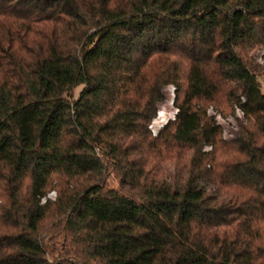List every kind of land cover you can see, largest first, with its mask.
Returning <instances> with one entry per match:
<instances>
[{
    "label": "trees",
    "instance_id": "16d2710c",
    "mask_svg": "<svg viewBox=\"0 0 264 264\" xmlns=\"http://www.w3.org/2000/svg\"><path fill=\"white\" fill-rule=\"evenodd\" d=\"M257 47L264 0H0V264H264Z\"/></svg>",
    "mask_w": 264,
    "mask_h": 264
},
{
    "label": "rangeland",
    "instance_id": "374dc122",
    "mask_svg": "<svg viewBox=\"0 0 264 264\" xmlns=\"http://www.w3.org/2000/svg\"><path fill=\"white\" fill-rule=\"evenodd\" d=\"M249 56H252L254 64L258 67L259 71L261 72V76L259 79L262 90L264 91V47H257L254 50L249 51ZM163 93L165 99L162 102L158 103V113L161 111V116H159L157 113V117L153 120L150 126L153 135L157 134L158 130L168 120L173 119L177 111L173 105L174 86H165V88L163 89ZM210 113L216 116L217 122L221 125L223 129V137L225 139L234 138L237 135L239 124L244 121L241 111L237 108L235 109L234 114H228V116L226 117L217 114L212 109H210ZM55 196V191H51L48 193V197L50 199H53Z\"/></svg>",
    "mask_w": 264,
    "mask_h": 264
},
{
    "label": "bare ground",
    "instance_id": "6f19581e",
    "mask_svg": "<svg viewBox=\"0 0 264 264\" xmlns=\"http://www.w3.org/2000/svg\"><path fill=\"white\" fill-rule=\"evenodd\" d=\"M169 100H170V99H169ZM169 103H170V101H169ZM161 113H162V112L160 111V112L158 113V115L161 116ZM160 120H161V119H160ZM155 121H156V120H155ZM157 128H160V127H157ZM155 129H156V128H155ZM157 130H158V129H157ZM153 132H154V131H153Z\"/></svg>",
    "mask_w": 264,
    "mask_h": 264
}]
</instances>
